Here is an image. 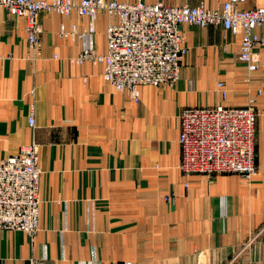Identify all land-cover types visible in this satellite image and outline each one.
<instances>
[{
	"label": "crops",
	"instance_id": "0c3cea01",
	"mask_svg": "<svg viewBox=\"0 0 264 264\" xmlns=\"http://www.w3.org/2000/svg\"><path fill=\"white\" fill-rule=\"evenodd\" d=\"M120 1L216 10L226 0ZM108 21L42 13L32 49L24 19L0 7V160L36 142L42 171L38 230H0V264H264V70L248 76L237 60L240 34L185 23L175 82L117 90L103 63L76 61L105 54ZM255 51L264 64V43ZM249 104L251 181L181 170L184 110Z\"/></svg>",
	"mask_w": 264,
	"mask_h": 264
},
{
	"label": "built area",
	"instance_id": "2783aa9c",
	"mask_svg": "<svg viewBox=\"0 0 264 264\" xmlns=\"http://www.w3.org/2000/svg\"><path fill=\"white\" fill-rule=\"evenodd\" d=\"M245 0H226L221 9L203 5H166L162 1L146 4L120 0H0V7L24 19L29 47L39 43V16L71 12L94 20L106 12V52L94 55L84 49L77 62L95 60L103 63V78L117 90L135 94L142 85L162 86L179 78L187 48L182 24L200 27L219 25L232 34H240L236 58L248 76L264 70L255 48L264 43L257 29L264 26V7L241 9ZM94 31L91 23L87 33ZM64 36L65 33L62 32ZM221 86V84H219ZM252 102V100H251ZM250 102V103H251ZM255 113L245 108L187 109L181 113L180 168L186 173L231 172L251 181L257 172L254 162ZM34 124L33 114L28 118ZM38 146H21L16 154L0 160V230L22 231L33 235L38 230L40 182ZM29 264H47L32 261Z\"/></svg>",
	"mask_w": 264,
	"mask_h": 264
},
{
	"label": "rangeland",
	"instance_id": "374dc122",
	"mask_svg": "<svg viewBox=\"0 0 264 264\" xmlns=\"http://www.w3.org/2000/svg\"><path fill=\"white\" fill-rule=\"evenodd\" d=\"M32 143H34V144H36L38 146V144L36 142H32ZM38 150H39V146H38Z\"/></svg>",
	"mask_w": 264,
	"mask_h": 264
}]
</instances>
